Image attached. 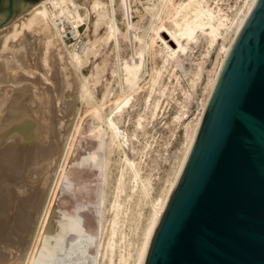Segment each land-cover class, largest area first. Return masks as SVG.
Segmentation results:
<instances>
[{"label":"bare ground","instance_id":"obj_1","mask_svg":"<svg viewBox=\"0 0 264 264\" xmlns=\"http://www.w3.org/2000/svg\"><path fill=\"white\" fill-rule=\"evenodd\" d=\"M228 1L41 0L11 22L0 46V264H98L100 254L114 264L118 249V264H144L226 57L257 2ZM68 34L79 37L71 49ZM199 89L197 116L171 121L183 127L184 141L154 194L142 164L152 151L148 127L164 110L161 98L189 105ZM138 105L137 119H127ZM88 141L94 146L87 151ZM115 154L118 179L108 192ZM86 169L98 171V181L92 176L98 193L75 177ZM80 194L87 200L74 212L55 216L60 195ZM92 195L101 220L108 201L112 213L98 254L89 252L96 236L85 230L81 213ZM144 205L136 247L125 254L127 223Z\"/></svg>","mask_w":264,"mask_h":264},{"label":"water","instance_id":"obj_2","mask_svg":"<svg viewBox=\"0 0 264 264\" xmlns=\"http://www.w3.org/2000/svg\"><path fill=\"white\" fill-rule=\"evenodd\" d=\"M41 0H0V28ZM144 264H264V0L237 35Z\"/></svg>","mask_w":264,"mask_h":264},{"label":"rangeland","instance_id":"obj_3","mask_svg":"<svg viewBox=\"0 0 264 264\" xmlns=\"http://www.w3.org/2000/svg\"><path fill=\"white\" fill-rule=\"evenodd\" d=\"M227 4L234 5L235 1L229 0ZM224 6H226V2L224 3ZM10 24L4 26L3 28H0V46L2 45V42H1L2 41V35L4 36L5 34H7V35L10 34V32L7 33V31L10 30V28H11ZM147 24H148V22H147ZM86 28H87V26L85 24L80 26L79 30H80L81 36H83L85 34ZM104 33H105V26H102L100 29V34H104ZM89 37L93 38L92 33L89 34ZM64 39H65V43L69 49H71L72 46L77 45L79 42V37H75L72 34H68L67 36L64 37ZM124 48L127 49L124 56H127L126 58H129L130 50L128 49L127 43L124 44ZM107 50H108L109 54H111V58L114 59L116 57V53H115L116 51L114 49L113 43L110 45L109 49H107ZM215 57H216V54L213 53L211 56V60L208 62V69L212 68L213 63L215 61ZM203 86H204V83L201 84V88ZM201 98H202V93H201L200 89H199L198 95L191 101V103L189 105L185 104L184 102H177V101L173 100L172 98L170 99V96L161 98V102H162V106H163L164 110H162V112L160 113L157 120L154 121L148 127V131H147L148 134L145 137V139L152 143V151L148 152L147 156L144 157V162L142 163L143 169L145 170V172L149 173L153 176L152 181H153V185H154L155 190H156V192H154V194L158 193L159 190L161 189V185L163 183V180L165 179L167 172L170 170V168L174 162L175 155H177L179 153L178 150L181 148L182 143L184 141L183 127L174 128L171 121L185 120V122H189V121H191V119H194L197 116L198 110L204 101V98H203V100L200 101ZM178 100L179 101L183 100V97L181 96V94L178 95ZM140 112H141L140 105H138L134 108V111L131 112V115L130 116L127 115L126 118L127 119L130 118L132 121H134L137 119L138 114ZM140 139L143 143L145 142L144 138L140 137ZM85 146L87 148L85 150L88 151L89 149H91L94 146V143L91 141H88ZM83 152H85V151H83ZM118 158H119L118 154H115L114 155V161L112 162V166L110 169V172H111V178H110V182H109L110 184L106 187V190L108 192L110 190L112 191V189L114 188L116 181L118 179V172H119L118 169L120 166ZM138 159H139V157H138ZM89 171L91 172V170L86 169L80 173H76L75 177L76 178L78 177V179L80 181L82 179L83 182H87V181H88V183L90 182L89 185L91 187H97V193H98L99 189H100L99 185L94 186L97 183L96 181H98L97 180L98 179V175H97L98 171L92 170L93 172H91V173L93 175ZM89 174H90V176H89ZM82 175H84V176H82ZM92 176L96 177V181H94L95 178H92ZM89 180H93V181H89ZM92 183H95V184H92ZM65 198H66V200H65ZM91 198L93 200V203H90L87 206V209L84 208L82 210L83 212L81 211V213L84 216L83 226H84L85 230L90 234H95L94 236H96L93 245L89 249V252L93 253V254H98L97 248H100L101 250H103V248H104L103 245L106 242L107 235H108V232L110 229V223L109 222L112 218V213L108 211V207H109V201H108V202H106L105 209H103L104 210L103 211V218L101 220L99 217L100 216L99 215V208H101V207L98 206V198L94 197V195H92ZM111 198H112V194L110 193L108 196V200H110ZM85 200H87V198H84V196H82V194H80V196H76V197L75 196L72 197V196H68V195H60L55 201V206H57V211H56L55 216L56 215L60 216L63 213H64V215L67 216L69 212L72 213L75 211V208L77 206V202H79V201L85 202ZM94 201H95V204H94ZM91 205H93V206H91ZM58 206L61 208H59ZM137 208L138 207H135L136 211H134V213L137 214L136 218L132 219L130 221V223H127V230L126 231L129 235L128 236L129 242L126 241L125 246H124V244H121L122 245L121 250L125 254L127 253L128 250H132V252H134V248L136 247V243H135L136 234L134 232L135 227L137 224L144 223L145 218H146V214L148 211V206H146V205L142 206L139 210H137ZM70 209H71V211H70ZM92 209H93V211H92ZM99 220H101V222H99ZM129 226L131 227L132 232L129 229ZM72 236H73V234L71 232L68 237L70 238ZM96 243H98V244H96ZM129 243H131L130 248L128 247ZM100 244H102V247H100ZM119 251L120 250L118 249L116 256H115V259H114V264H118ZM98 259H99L98 264H108L107 259L103 260L101 254L98 255Z\"/></svg>","mask_w":264,"mask_h":264}]
</instances>
